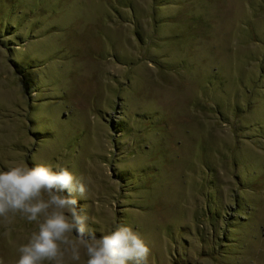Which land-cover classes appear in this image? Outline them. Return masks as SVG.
<instances>
[{
  "label": "rangeland",
  "instance_id": "rangeland-1",
  "mask_svg": "<svg viewBox=\"0 0 264 264\" xmlns=\"http://www.w3.org/2000/svg\"><path fill=\"white\" fill-rule=\"evenodd\" d=\"M13 162L90 180L89 226L148 264H264V0H0ZM34 228L0 224V264Z\"/></svg>",
  "mask_w": 264,
  "mask_h": 264
},
{
  "label": "clouds",
  "instance_id": "clouds-1",
  "mask_svg": "<svg viewBox=\"0 0 264 264\" xmlns=\"http://www.w3.org/2000/svg\"><path fill=\"white\" fill-rule=\"evenodd\" d=\"M67 167L13 162L0 170V224L17 215L34 223L26 242L17 248L16 264H148L151 249L140 233L119 225L97 236L78 197L89 198L88 185Z\"/></svg>",
  "mask_w": 264,
  "mask_h": 264
}]
</instances>
